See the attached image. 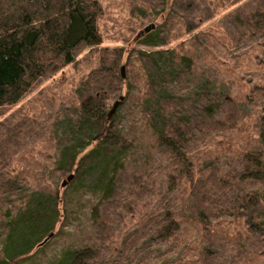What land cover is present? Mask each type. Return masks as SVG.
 Masks as SVG:
<instances>
[{
	"label": "rangeland",
	"instance_id": "1",
	"mask_svg": "<svg viewBox=\"0 0 264 264\" xmlns=\"http://www.w3.org/2000/svg\"><path fill=\"white\" fill-rule=\"evenodd\" d=\"M101 1L103 44L80 47L74 64L34 85L19 104L0 108V254L11 215H19L28 199H37L34 192L42 190L56 196L61 216L53 238L47 237L44 246H37L11 264H63L65 255L89 246L96 250L95 264H113L112 260L114 264H179L182 252L168 253L171 241L155 244L150 240L152 222H141L144 215L152 221L160 201H169L171 208V197H179L178 209L184 213V220H192L194 225L197 219L192 208L195 202L184 190L190 180L171 172L168 152L155 135L156 121L150 123L149 117L156 119L159 110V106L154 109L157 100L168 105L166 115L184 117L183 105L196 107L189 114L190 126L205 119L206 113L200 109L208 94L222 104L217 117L226 122L224 131H214L210 142L200 134L188 143V160L194 166L196 182L205 179L208 169L236 170L241 155L259 147L264 103L256 88L264 87V37L254 35L247 24L255 11L264 9V0ZM150 26L154 29L142 41L137 39ZM115 50H122L115 72L125 80L106 87V106L110 111L121 97L124 100L111 117L113 126L107 142L102 143L100 134H83L91 128L87 124L75 127L70 117L81 102L77 91L84 93L92 72L103 67L102 61L113 68ZM172 51L192 59L190 72L183 65L168 66ZM156 52L163 56L153 57V70L148 67L147 71V62L134 66L136 55L151 57ZM150 80L154 81V98L146 105L145 83ZM237 91L244 98H238ZM227 97L231 102L225 105L222 102ZM90 119L93 124L102 117ZM152 124L153 131L148 128ZM87 143L91 144L84 150ZM101 143L102 150L111 152L102 151L98 160L84 166L77 177L69 171ZM115 162L125 170H120L115 196L108 198L106 175L112 174ZM140 176L144 177L139 180L141 188L136 183ZM175 182L177 188L171 196ZM244 187L250 189L251 185ZM40 231L34 240L44 228ZM186 233V239L199 237L193 228ZM227 242L219 235L210 243L213 246L208 248L220 253L211 264H230L225 260L231 246ZM71 264L81 262L77 259Z\"/></svg>",
	"mask_w": 264,
	"mask_h": 264
},
{
	"label": "trees",
	"instance_id": "2",
	"mask_svg": "<svg viewBox=\"0 0 264 264\" xmlns=\"http://www.w3.org/2000/svg\"><path fill=\"white\" fill-rule=\"evenodd\" d=\"M103 12L101 0H0V108L19 104L34 85L74 64L80 47L103 44L99 30V20ZM247 26H251L254 35L264 37V9L255 11ZM144 37L139 40L142 41ZM114 52L116 54L113 57H118H112L113 68L106 67L108 61H102L103 67L92 72L84 93L81 89L77 91L81 102L72 112L73 115H70L75 127L87 124L91 128V131L83 134H100L98 138H103L102 143L108 140L107 136L113 126L111 117L116 112H113V108L109 111L106 106V87L110 83L121 84V81L125 80L115 72V66L117 67L121 60L122 50ZM157 56H163L162 52H156L151 57L136 55L134 66L140 65L141 61L147 62L145 68L153 70L152 59ZM170 59V68L183 65L190 69V72L193 67L192 59L184 54L179 55L172 51ZM152 77L150 73L149 78ZM153 84L154 81L151 80L145 83L148 99L143 103L146 105L152 104L149 102L154 98ZM256 89L261 92L264 103V87L258 86ZM235 95L244 98L238 91ZM228 100L229 97L224 98L222 103L227 105L231 102ZM165 104L162 105L157 100V106H154V109L159 106L156 119L154 116L153 120L149 117L150 123L155 120L157 126L155 130L153 124L148 128L157 133L155 135L159 136L160 142L166 148L173 166L171 172H178L190 180L184 190L187 198L195 202L192 208L197 212V219L194 225V221L190 220L188 223L189 220L183 219L184 213L178 209L179 197H171V208L169 201L166 204L160 201L152 221L145 215L141 218L143 224L152 222L150 232L153 236L150 240L159 245H167L171 241L168 253L175 254L180 250L182 255L178 260L179 264H211L210 262L213 263L219 258L220 253L217 250L212 252L208 247L222 235L225 241L231 244L226 263L264 264V109L257 150L241 155L236 170L218 172L220 169L216 168L215 172L208 169L203 175L205 179L196 182L194 166L188 160L187 146L200 134L201 138L206 136L210 142L214 131H224L226 122L219 115L217 117L222 104L217 103L211 93L208 94L205 100H202L200 109L202 113H206L205 119L200 123L196 122V126H190L189 123L190 111L196 107L183 105V111L186 113L184 117H178L177 113L166 115L165 107L167 110L169 107ZM176 108L174 104V112ZM99 117H102L101 121L96 120L93 124L88 120ZM102 143L81 157L77 166L73 165L69 171H74L75 176L80 175L82 168L97 161L102 151L110 153V149L100 148ZM90 144L87 143L84 150ZM76 158L73 160H77ZM122 169L125 170L124 165L121 168L120 163L115 162L112 174L106 175L109 178L106 186L108 198L115 196ZM143 179V176L136 179L139 188L142 187L139 180ZM247 184L251 185L250 189L244 187ZM176 188V182L171 184V196ZM165 191L170 192L167 187ZM33 194L35 197L37 194L38 198L30 201L28 199L19 215L10 217L4 251L0 254L3 258L2 264H11L14 259L30 254L37 246H44L47 237L51 239L55 236L54 230L61 218L58 198L42 190ZM107 197L104 199H108ZM185 202L186 199H182V203ZM10 214L11 210H8V215ZM42 228V235L34 240ZM192 228L199 237L194 240L186 239L189 236L187 230L191 231ZM77 259L81 264H95L96 250L89 246L83 251H72L65 255L61 263L71 264ZM114 262L111 261L113 264Z\"/></svg>",
	"mask_w": 264,
	"mask_h": 264
},
{
	"label": "water",
	"instance_id": "3",
	"mask_svg": "<svg viewBox=\"0 0 264 264\" xmlns=\"http://www.w3.org/2000/svg\"><path fill=\"white\" fill-rule=\"evenodd\" d=\"M154 27L153 26H150V27H147L145 28L143 31H141L138 35H137V39H140L141 37H144L146 34H148L151 30H153ZM124 71V69L122 70ZM124 100V97H121L120 98V101H118L114 108H113V112L116 110L117 106Z\"/></svg>",
	"mask_w": 264,
	"mask_h": 264
}]
</instances>
